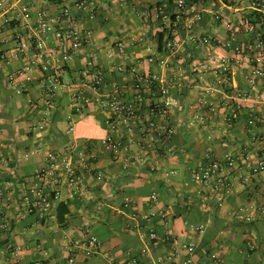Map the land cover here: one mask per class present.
<instances>
[{
    "label": "crops",
    "instance_id": "obj_1",
    "mask_svg": "<svg viewBox=\"0 0 264 264\" xmlns=\"http://www.w3.org/2000/svg\"><path fill=\"white\" fill-rule=\"evenodd\" d=\"M93 1V10L76 13L79 27L91 35L72 57L64 59L55 51L58 38L50 32L36 60L35 46L19 51L16 32L32 25L40 9L55 19V26L65 24L56 18L73 0H0V185L8 184L4 217L10 222L0 231V264H69L70 257L74 264H189L188 258L194 264H264V218L256 207L264 200V171L254 170L264 153V141L256 140L264 132V78L251 83V68L233 65L229 84H221L218 66L202 72L196 65L208 56L213 38L219 53L229 52L219 41L228 27L246 38L238 17L249 9L248 0H241L237 14L224 12L222 20L212 12L223 8V0H206L199 26L205 42L197 44L190 40L192 33L178 30L181 50L174 58L165 51L167 37L159 22L148 16L151 6L169 10L172 0H137L136 9L129 0ZM121 43L124 51L118 48ZM93 55L107 81L121 87L124 100L133 97L135 74L146 72H157L180 98L185 94L183 110L170 114L175 126L171 150L160 141L140 146L136 130L123 134L119 129L122 148L101 145L110 131V112L73 101L78 88L96 93L92 72H85ZM27 65L32 66L28 72ZM57 66L63 72L55 102L47 108L44 86L51 84ZM237 91L244 93L242 99L235 97ZM54 153L63 163L52 185L60 196L39 220L27 212L23 192ZM230 155L235 165L224 170L230 188L215 186L214 177L208 183L194 179L208 161L226 165ZM128 156L132 162L126 167ZM149 160L157 163L155 172L149 171ZM67 162L74 168L73 181ZM153 191L156 202L150 199ZM60 202L69 209L63 224L57 219ZM131 210L156 215L135 229L130 227L135 222ZM191 223L203 224V235L193 232ZM151 227L157 238L149 243L152 256L147 257L140 251L146 242L140 233ZM88 235L102 242L92 254L83 249ZM192 241L196 245L189 253L186 246ZM211 251L219 262L209 258Z\"/></svg>",
    "mask_w": 264,
    "mask_h": 264
},
{
    "label": "built area",
    "instance_id": "obj_2",
    "mask_svg": "<svg viewBox=\"0 0 264 264\" xmlns=\"http://www.w3.org/2000/svg\"><path fill=\"white\" fill-rule=\"evenodd\" d=\"M62 1V0H60ZM67 1V0H66ZM206 0H172V7L167 10L162 5H153L149 9L148 16L154 21L159 22L160 29L166 34L165 51L172 58L178 56L181 50V42L175 37L178 30H186L190 34V40L197 44L205 42L203 33L200 32L199 26L203 18V5ZM241 0H223V8H218L212 12L214 19L222 20L224 12L237 14L240 11L239 4ZM248 10H258L264 13V0H248ZM71 3H65L57 15L56 20L65 21V24L57 27L54 24L55 19L45 10L37 11L36 21L25 31L16 32L14 39L19 51H24L30 46H35L37 52L36 60L43 55L46 38L50 32H53L58 38L55 51L59 52L62 58L68 59L77 50L87 38L91 35L88 29H81L79 22L76 20V13L82 10L91 11L94 8L93 0H73ZM132 8L136 9L137 0H129ZM75 9V10H74ZM226 9V10H224ZM75 11V12H74ZM242 10L238 19V27L245 34L244 40L240 39L236 31L227 28L225 38L219 40L229 50L228 53H219L216 48L218 40L213 38L212 48L206 58L200 57L196 60V65L201 71H207L212 66H218L219 81L221 84H229L231 68L233 65H247L251 68L250 82L254 83L256 78H264V27H254L252 24L253 17L246 16ZM140 15L139 12H136ZM200 32V33H199ZM199 34V35H198ZM120 51H124V44H119ZM96 55H93L86 62L85 72H92L91 81L95 95H89L82 89H76L73 94L74 104L97 105L100 108L110 112L107 118V124L110 127L109 133L101 139V145L104 148H122L125 145L122 135L132 134L138 131V143L142 147L154 146V141L165 142L166 146L171 143L175 130L170 114L171 111L183 110V99L177 96L170 84L162 83V79L157 72L136 73L132 83L134 91L133 97L124 100L121 97V87L117 83L107 81L106 75L97 68L95 62ZM32 69L31 65L25 67L28 72ZM63 72L61 66L54 68L51 84L44 86L43 104L47 108L55 102L56 88L59 86V76ZM29 79L30 76H27ZM182 74H176V79L180 81ZM235 97L239 100L244 97L242 91H237ZM36 124L35 126H37ZM121 128H117V126ZM121 129L123 134H121ZM69 130L73 131L74 126L70 125ZM130 141H136L135 137L130 135ZM256 140L264 141V132ZM165 146V145H164ZM131 156L125 161V166L132 162ZM149 171L157 170V163L149 160ZM74 179V168L70 163H66ZM235 165L233 156H229L226 165L218 160H210L204 166L194 173V179L201 183H208L212 177L215 178V186L223 184L231 187V182L224 177V170ZM86 170L92 172L91 165H85ZM63 168L58 153L51 154L48 157V163L45 168L38 171L36 180L29 186L25 187L23 192V201L26 204L27 212L34 213L39 220L47 217L52 202L59 198L60 193L53 188V181L58 172ZM256 171H264V153L258 156ZM150 199L154 202L157 200V193L153 191ZM9 204L8 184L0 185V231L10 227V222L4 217L5 209ZM259 216L264 218V200L256 206ZM156 215V211L148 213L131 210L130 217L135 222L130 223L131 228L141 227L140 221H149ZM190 229L198 235H203L205 227L203 224H190ZM141 236L146 240L141 247V254L147 257L152 256L149 243L157 238V233L152 227L149 229L142 228ZM195 241L190 242L186 248L192 253L195 248ZM102 247L101 240L95 235H88L85 238L83 249L87 254H92ZM209 258L214 261H220L217 253L211 251ZM74 257L69 258V264H74ZM189 264H194L191 258L187 259Z\"/></svg>",
    "mask_w": 264,
    "mask_h": 264
},
{
    "label": "trees",
    "instance_id": "obj_3",
    "mask_svg": "<svg viewBox=\"0 0 264 264\" xmlns=\"http://www.w3.org/2000/svg\"><path fill=\"white\" fill-rule=\"evenodd\" d=\"M227 2H229V0H227ZM246 16H249V17H253V20H252V24L253 26L255 27H259L261 30L263 29L264 27V13L263 12H260L258 10H247V11H244L243 12ZM183 99H185V94L182 95ZM160 146H164V145H160ZM69 212V209L66 205L65 202H60L59 206H58V222L60 224H63L65 223L66 221V218H65V215Z\"/></svg>",
    "mask_w": 264,
    "mask_h": 264
}]
</instances>
